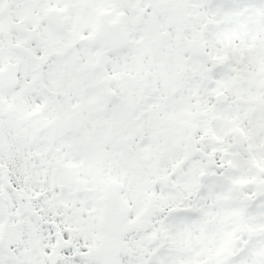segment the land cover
Here are the masks:
<instances>
[{"label": "snow or ice", "instance_id": "6c2138e0", "mask_svg": "<svg viewBox=\"0 0 264 264\" xmlns=\"http://www.w3.org/2000/svg\"><path fill=\"white\" fill-rule=\"evenodd\" d=\"M0 264H264V0H0Z\"/></svg>", "mask_w": 264, "mask_h": 264}]
</instances>
